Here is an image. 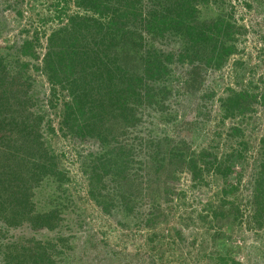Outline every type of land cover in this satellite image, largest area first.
Here are the masks:
<instances>
[{"label": "trees", "instance_id": "obj_1", "mask_svg": "<svg viewBox=\"0 0 264 264\" xmlns=\"http://www.w3.org/2000/svg\"><path fill=\"white\" fill-rule=\"evenodd\" d=\"M211 1L214 0H73L74 6L83 14L76 11L65 24L47 34L41 57L36 53L32 40L1 46V227L18 228L27 224L32 230H50L58 225L56 208L37 211L33 201V190L41 181L51 175L62 181L65 176L58 167L56 155L46 144L45 133L54 132L46 119L47 105L57 113L60 109L61 127L72 137L84 141L93 139L103 146L112 144L94 158L91 168L96 181L104 175H110L114 180V177H123L125 173L124 178L131 175L128 182L132 186L144 182L143 188L153 195L143 216L147 225L157 221L159 213H162V197L168 199L169 185L157 181L166 165L175 166L174 171H187L190 178L198 182L205 172L221 173L223 195L237 189L236 182L228 177L224 160L218 159L217 154L205 147L192 152L182 140V144L180 141L165 144L163 149L160 141H151V132H148L144 140L154 145L155 150L148 155L150 166H146L149 169L145 173L141 172L144 168L140 166L131 170L133 159L130 156L133 152L121 138H117L126 132H134L141 124L140 106H156L161 110L166 105L163 101L170 97L167 93L171 89L164 85L154 90L152 83L166 80L175 60L187 64L194 74L206 68L219 70L234 54L236 45L230 39L238 30L231 20L218 14L213 20L197 21V6ZM66 4L64 0H54L56 9ZM15 11L21 16L19 8ZM4 31L0 27V36ZM167 31L180 38L181 47L177 55L151 51L148 47L141 49L144 36H159ZM37 33L35 29L33 40L37 39ZM132 55L135 59L130 62ZM31 71L44 76L48 104L44 102V90H47L38 86ZM183 91L175 90L173 95L184 100L180 96ZM197 91H200L199 108L207 107L214 90L205 87ZM219 99L221 116L225 119L246 112L254 101L264 104V91L255 93L247 88H229L226 96ZM202 113L206 116L205 112ZM98 167L100 172L95 171ZM152 183L156 188L159 183L164 185V192L160 191L163 196L159 192L153 194L156 189L150 186ZM92 186L93 182L90 192ZM120 197L121 201L128 202L124 203L126 210L132 211L131 200L137 196L128 186ZM249 204L251 212L247 227L254 230L264 228V160L253 172ZM203 211L205 213H198L197 217L209 226H213L211 220L220 221L234 216L233 221L242 216L234 203L216 207L209 205ZM176 234L184 240L180 232ZM57 247L58 244L49 239L41 241L31 237L20 242L11 241L2 260L6 264H61V251ZM234 254L214 247L207 254V264H241Z\"/></svg>", "mask_w": 264, "mask_h": 264}, {"label": "rangeland", "instance_id": "obj_2", "mask_svg": "<svg viewBox=\"0 0 264 264\" xmlns=\"http://www.w3.org/2000/svg\"><path fill=\"white\" fill-rule=\"evenodd\" d=\"M64 1L66 6L56 9L54 0H0V27L5 30L0 36V53L4 44H19L26 39L33 41L41 57L47 34L65 24L76 11L83 14L73 0ZM18 8L21 16L16 14ZM218 14L231 20L238 30L230 39L236 45L234 54L219 70L206 68L194 74L187 64L175 60L166 80L152 83L154 90L164 85L171 89L167 93L170 97L163 101L166 105L161 110L156 106H140L138 130L117 138L133 152L131 170L138 166L146 169L141 172L149 169L146 168L150 166L148 155L155 150L154 145L144 140L148 132H151V141H160L163 149L165 144L178 141L182 144V140L192 152L205 147L224 160L228 177L236 182L237 189L223 195L221 173L205 172L198 182L193 181L187 171H174L175 166L166 165L157 181L169 185L168 199L162 197V213L157 221L147 225L143 216L153 195L143 188L144 182L132 186L128 182L131 175L124 178L125 173L114 180L104 175L96 181L91 168L94 158L112 144L103 146L93 139L84 141L72 137L61 127L60 109L57 113L47 105L46 119L54 132L45 133L46 144L56 155L58 167L65 176L62 181L52 175L41 181L33 190V201L37 211L56 208L58 225L50 230H32L27 224L18 228L0 226V264H6L2 256L9 250L11 241L31 237L56 242L61 251V264H207V254L214 247L233 251L241 264H264V228L247 227L253 172L264 160V104L254 101L246 112L222 119L219 99L226 96L229 88L264 91V0H214L199 4L195 13L197 21L204 22ZM35 29L37 39L33 40ZM147 47L151 51L177 55L181 41L167 31L159 36H144L141 49ZM134 59L132 55L130 62ZM32 74L38 86L47 90H44V102L48 104L44 76L34 71ZM205 87L213 89L215 94L208 100L207 107L200 109L197 104L200 91L197 90ZM175 90H184L180 95L184 100L173 95ZM95 171L100 172L99 167ZM159 184L157 188L154 183L150 186L156 189L153 194L159 192L163 196L164 185ZM127 186L137 196L131 200L132 211L126 210L120 197ZM229 203H234L242 212L237 220L232 221L234 216L211 220L213 226H209L197 217L198 213H205L203 209L209 205ZM177 231L183 241L176 236Z\"/></svg>", "mask_w": 264, "mask_h": 264}]
</instances>
